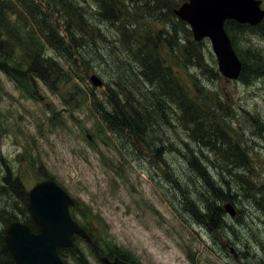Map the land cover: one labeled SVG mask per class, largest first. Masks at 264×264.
<instances>
[{"label": "rangeland", "instance_id": "374dc122", "mask_svg": "<svg viewBox=\"0 0 264 264\" xmlns=\"http://www.w3.org/2000/svg\"><path fill=\"white\" fill-rule=\"evenodd\" d=\"M8 1L20 8L15 0ZM90 18L104 39L91 35L88 26V40L70 49L73 58L46 47V57L53 58L67 77L20 78L0 67V233L19 211L28 216L21 191L27 198L35 184L51 178L74 200L70 211L99 253L116 254L131 264H264V31L233 32V48L245 66L236 80L218 71L210 41H195L191 31L190 64H184L177 47L161 48L159 55L172 75L204 112H210L206 125L220 128L200 136L201 130L190 127V116L181 122L177 105L161 99L166 117L152 111L146 122L160 147L157 161L146 150L129 149L127 131L110 132L90 107V92L107 102L111 88L120 98L132 93L149 96L154 88L124 47L115 43V31ZM60 32L65 35L63 28ZM256 66L263 68L261 74ZM247 72L252 74L244 81ZM92 75L103 85L95 87ZM119 81H127L126 87H118ZM220 130L230 142L222 141L223 135L213 137ZM190 134L206 137L208 147L198 145ZM232 154H242L239 162ZM195 159L220 189L215 194L230 193L236 219L224 212L222 202L217 204L219 219L206 216L213 212L206 211L204 202L214 199L203 188L202 178L195 176ZM236 180L245 185L241 188ZM74 242L84 261L66 252V263L102 264L95 244L77 237Z\"/></svg>", "mask_w": 264, "mask_h": 264}, {"label": "trees", "instance_id": "16d2710c", "mask_svg": "<svg viewBox=\"0 0 264 264\" xmlns=\"http://www.w3.org/2000/svg\"><path fill=\"white\" fill-rule=\"evenodd\" d=\"M143 1L147 2V5L142 3ZM15 2L20 8H16L11 1L0 0V67H6L8 72L13 71L20 78L27 77L46 81L48 78L56 80L67 77L68 74L53 58L46 57V47H51L60 55H63L62 50L66 51L73 58L74 52H70V49L73 45L76 47L79 41L88 40V33L85 32V28L88 26L91 29V32L88 31L91 35L97 34L104 39L105 36L101 34V29L99 30L92 22L91 15L99 23L105 26L108 24L115 31V43L124 47L132 62L140 68V75L146 82L153 84L154 88L149 96L146 93L140 96L132 93L131 95L124 94V97L120 98L115 88H111L108 92L109 100L107 102L98 100V97L92 92L87 98L90 107L98 112L99 119L103 121L110 132L124 134V131H127L129 149L146 150L152 154L149 156L150 159L161 161L160 147H157L158 144L152 137L156 135L153 134V130H150V126L146 122L151 119L152 111H157L159 114L164 113L166 117L167 109L165 103H162L165 98L170 99L169 104L173 102L177 105V112L179 114L181 112L179 117L181 122L182 118L190 116V127L193 126L196 130H201L200 136L219 127L217 124L206 125L208 124L207 114L210 116V112H204L191 98V94L189 95L185 85L178 76L172 75L171 68L165 64L159 55L163 47L169 49L177 47L178 52L180 51L179 53L185 57L184 64H190V50L193 51L194 44L190 42L188 26L174 16V9L180 6L179 3L172 0H50L51 4L46 3V0H15ZM56 14L57 17L54 16ZM154 23H161V27L154 29ZM176 27L179 29L176 30ZM61 28L64 29L65 35L60 32ZM225 29L233 46V32L237 33L244 29L264 31V19L256 27L227 21ZM169 30L170 32H167ZM177 33L182 34L185 40L178 38ZM168 35L173 36V38L171 39ZM197 58L201 61L200 56ZM256 67L255 71L261 74L263 68L261 66ZM6 68L4 69L6 70ZM244 69L245 66L242 67L241 73H244ZM139 72H134L135 78L138 77ZM251 73H246L244 81L248 79V75ZM126 82L119 81L117 86L125 88ZM146 102H150L149 106L145 104ZM212 135L213 137H222L223 135L221 140L230 142L226 140L224 130ZM190 138L198 145L208 147L206 137L196 138L190 134ZM234 147L239 149L238 145ZM232 156L239 162L242 154H232ZM192 159L194 160V158ZM195 163H197L196 167H194ZM191 167L196 173L195 176L202 178L203 188L211 192L214 199L213 202L208 200L204 202L206 211L213 212L212 214L207 213L206 216L219 219L221 206L217 204L231 201L230 193L228 192V195L220 191L219 194H215L214 192H218L220 189L215 187L211 178L206 175L203 166L198 164L196 159ZM234 182L241 188L245 185L241 180ZM225 185L228 187L227 182H224ZM195 191L196 188H194V194ZM21 192L24 200L23 210H25L27 198L26 194ZM200 193L203 192L200 191ZM198 212L201 214L200 209ZM25 214V212L19 211L20 217L17 215L16 219L12 221H20L29 226L33 232H36V227L30 217ZM71 214L73 217L72 212ZM201 217L203 218L204 215L201 214ZM84 229L86 230V228ZM86 232L88 231L86 230ZM4 233L5 230L0 233V264H15L5 246ZM75 250L74 242L73 248L59 249L58 254L64 259L63 253H74L77 260L83 263L82 256ZM106 256L114 257L117 255L108 254Z\"/></svg>", "mask_w": 264, "mask_h": 264}, {"label": "water", "instance_id": "95a60500", "mask_svg": "<svg viewBox=\"0 0 264 264\" xmlns=\"http://www.w3.org/2000/svg\"><path fill=\"white\" fill-rule=\"evenodd\" d=\"M260 0H187L174 10L175 16L186 23L195 41L207 38L223 76L235 79L241 63L235 55L224 28L227 20L255 26L264 18ZM100 86L96 77L90 78ZM73 200L54 181L37 183L28 192L26 210L36 226L33 232L27 225L11 222L5 228L4 242L15 264H66L58 249L73 247L72 237L77 236L93 245L91 238L71 217L69 208ZM231 217L235 215L230 204L225 206ZM102 264H130L117 257L100 255Z\"/></svg>", "mask_w": 264, "mask_h": 264}, {"label": "bare ground", "instance_id": "6f19581e", "mask_svg": "<svg viewBox=\"0 0 264 264\" xmlns=\"http://www.w3.org/2000/svg\"><path fill=\"white\" fill-rule=\"evenodd\" d=\"M88 31V30H87ZM81 38V37H80ZM189 64V63H188ZM252 74V73H251ZM254 76V75H253ZM164 120V119H163ZM164 155V154H163ZM239 157V156H238ZM185 189V188H184ZM249 202V201H248Z\"/></svg>", "mask_w": 264, "mask_h": 264}]
</instances>
